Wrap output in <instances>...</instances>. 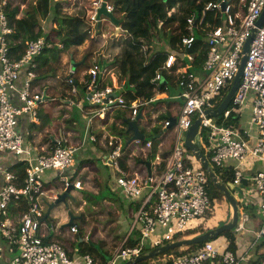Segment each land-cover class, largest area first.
Here are the masks:
<instances>
[{
    "label": "built area",
    "instance_id": "built-area-1",
    "mask_svg": "<svg viewBox=\"0 0 264 264\" xmlns=\"http://www.w3.org/2000/svg\"><path fill=\"white\" fill-rule=\"evenodd\" d=\"M104 3L107 11L114 13L115 8L109 2L99 0L94 3L91 20L98 25V10ZM6 6L7 1L0 0V176L3 179L0 191V261L9 251L16 253L11 264H74L61 243L46 241L49 231H56L53 225L43 219L46 204L54 202L59 193L55 188H47L44 175L51 170L61 174L74 170L75 149L59 143L49 154L34 157L18 130L20 117L30 115L35 119L39 106L45 102L44 95L36 89L34 81L37 77L36 59L50 46V39L31 41L20 61L11 60L8 37L12 35L13 29L4 13ZM263 11L264 0H214L205 6L201 14H194L187 20L189 35L182 38L180 50L176 52L182 57L173 52L164 54L167 59L152 81V85L157 88L163 87L161 84L165 73L174 75L176 87L180 90L178 98L183 101L176 125L172 127L171 121L162 123L165 130L171 129L173 132L171 135L164 133L161 139V136L157 138L158 152L154 160L158 163L149 171L145 162H135L136 167L128 172L121 167L124 154L121 146L114 147L107 158L112 168L119 173L116 182L121 194L129 202L139 205L130 232L139 229L140 241L131 248L122 246L105 262L85 255V264H123L144 254L148 248L173 243L176 235L201 224L210 206L208 174L194 157L188 155L185 147L186 132L197 118L201 119L199 147H204L207 154L211 153L215 167L232 169V184L235 187H241L246 179L247 162L264 163V25L257 28ZM210 13L216 14V19L220 17L218 25L211 26L207 21ZM103 19L100 20L101 25ZM254 30L255 38L251 42L243 75L230 107L219 117L208 116L207 111L215 110V103L231 88L243 58V48ZM198 32L203 34L208 48L201 68L195 66L196 57L192 55ZM145 49L153 50L154 45H144ZM25 68L26 80L23 89L18 91L17 83ZM100 68V65L95 64L87 71L89 80L86 85L91 104L97 108L96 116L127 109L131 112L129 121L135 122L141 114L140 109L146 104L128 102L124 95L116 93L114 87L105 85L102 78L99 79L104 76L105 70L101 72ZM74 74L75 71L71 69L70 85L75 84ZM72 88L75 93L76 89ZM12 91H18L21 107L12 104ZM248 105L251 106V128H244L240 124L239 127L232 126L231 117L236 115L239 118ZM168 141L172 144L171 152L163 160L161 151L167 147ZM144 142L135 141L138 156L147 161L153 141ZM2 153H13L18 159L17 164H27L23 180L10 169L3 170ZM60 177L63 191L72 186L75 190H82L81 182H73L65 175ZM248 180L263 199L260 205L263 220L256 232L255 246L264 238V170L255 172ZM249 221V214L240 210L236 231L245 230ZM159 229H162V234H159ZM69 233L78 236L80 230L72 225ZM166 257L172 264H247L249 253L236 254L213 241L207 242L192 255ZM167 259H164L165 262ZM259 264H264V261Z\"/></svg>",
    "mask_w": 264,
    "mask_h": 264
},
{
    "label": "crops",
    "instance_id": "crops-1",
    "mask_svg": "<svg viewBox=\"0 0 264 264\" xmlns=\"http://www.w3.org/2000/svg\"><path fill=\"white\" fill-rule=\"evenodd\" d=\"M83 1V0H82ZM82 3V2H81ZM179 12V7H174L171 11H169L168 16L176 15ZM199 14V13H195ZM105 18V17H104ZM120 18V17H119ZM103 19V18H102ZM103 23H108L107 29L109 31L104 32L106 30L101 29V37L103 39V43L101 46L99 44L91 45V50L89 53L92 55L89 59L90 68L96 64L99 60L98 56L101 55V52L104 51V59L100 60L98 65H104L105 74L101 77L103 83L105 85L112 86L116 89V93L119 95H124L128 98V95L132 97L131 101L136 102H144L146 105L140 109V120L138 122L139 131L144 135L142 128L145 129L147 132L152 131L157 125H161L163 128V122H158L157 118L160 114H163L167 111L168 107L167 104H163L162 106L156 105L159 101H166L171 104L172 110V117L171 119H176L180 108L183 105V101L178 98L180 95V90L178 95H170L171 91L174 89L175 84V76L172 74H167L168 77H174L173 80L166 81V83L162 84L163 87H156L152 85V81L154 78L151 79V89L147 88V93H154V97L146 100L141 98L139 95L138 86L134 85L132 82L130 86H128L129 79L124 78L122 80L119 79V69L114 67L113 65V56L117 53L119 46H122V43L119 42L118 38L122 37V33L120 32V27L118 21L112 22L109 19H103ZM118 20V17H117ZM112 22L113 24H111ZM162 26V25H161ZM112 30L113 33L110 31ZM201 38V37H200ZM113 39V40H112ZM198 39V37H197ZM204 39V38H203ZM57 39L54 40V42ZM89 42H86L87 44ZM119 43V44H116ZM205 43V42H204ZM84 44V45H85ZM83 45V46H84ZM149 45V44H148ZM81 46V47H83ZM156 46V44H155ZM80 47V48H81ZM94 47V50H93ZM163 48V45L159 47V49ZM164 51H158L159 49H153L145 51L142 48V53L144 55V65L143 67H138L139 72L142 75V80L147 81V76L149 72L144 71L146 67L152 63L153 59L159 54H168L172 51L169 50L168 47H164ZM79 49V48H78ZM39 58V57H38ZM38 58L36 59V64L38 69ZM86 58H82L81 60H72L70 62H65L64 57L60 59L56 66L55 73L50 72L49 75L45 76V78L36 77L34 81V85L36 89L42 93L45 97V102L41 104L37 110V116L33 119L30 115H23L19 119V133L23 136L25 141V146L32 151V155L34 157L47 155L49 154L52 149L55 148L56 145L59 143L66 144L75 149L74 153V162H75V169L74 170H67L63 174L59 171H48L44 175V182L48 189H56L57 192L62 190V179L61 175H65L66 177H70L73 182H81L82 183V190L83 192H90L99 194L102 188L108 187L111 188L116 194L118 193L119 196V203L117 204L119 208L118 214H113L112 222H115L116 228L113 229L117 243L122 241L123 243L130 237L131 228H132V221L133 217L136 213V205L129 202L122 194L117 185V178L119 177V173L114 170L109 162L108 154L110 151L114 149V147H122V152L124 153V147L126 148H133L132 154L127 162V171L132 172L134 167H136L135 160L136 157L139 155V150L137 149L136 143H130L134 134L128 131V124L130 121L124 122L125 119L129 120L131 112L127 109H117L108 112L105 116H96L97 108L91 104L90 101V92L87 89V81L89 76L87 75V71L90 68L84 67V63ZM117 61H121V57L118 56ZM73 69L75 74L73 79H77L78 82H75L76 92H73V88H70L69 84V73ZM46 70L49 69L46 67ZM160 70V69H159ZM157 70V71H159ZM156 71V72H157ZM27 76V68H25L21 72L20 79L17 83V89L22 90L25 80ZM131 80V78H130ZM174 82V83H173ZM174 84V85H173ZM81 89V91H80ZM18 91H12L10 93V99L13 105L21 107L22 103L19 99ZM170 95V97H169ZM85 96L88 97L90 101V106H86L84 104ZM156 107L155 110L152 111ZM76 109L80 112V114L84 117L85 123L81 125L78 120L72 116L73 110ZM121 110L125 114V118H120L118 116L117 111ZM250 117H251V106L248 107L243 111L241 116L239 117V123L244 128L250 127ZM171 119L169 121H171ZM85 127V128H84ZM115 128V129H113ZM251 128V127H250ZM173 130L168 129L165 130L163 128L162 133L159 135L163 138L164 133L166 135H171ZM123 133V134H122ZM126 134V135H124ZM165 135V136H166ZM145 136V135H144ZM157 136L156 138H158ZM93 137V139H91ZM146 137V136H145ZM167 138V136H166ZM146 139V138H145ZM167 147H171L169 145V141L166 142ZM1 162L3 170H9L17 164L18 159L13 153H2L1 154ZM150 163V169L153 168L158 162L157 160L146 161ZM145 162V163H146ZM102 167V168H101ZM245 176L247 181L246 189L251 185V181L248 180L252 177V174L255 172L264 170V163L257 162L254 163L253 161H249L245 164ZM95 183V185H94ZM84 185H86V189H84ZM3 187V179L0 176V191ZM58 188V189H57ZM245 189V191H246ZM97 191V192H95ZM244 191V196H245ZM50 203L46 204L45 206V214L47 213L48 206ZM97 204V202H91ZM109 204V203H108ZM80 213H82V206L78 209ZM54 215V211L51 213L50 217L48 218L47 222L50 225H53L54 231L48 234V238L46 241L49 242H59L62 243L65 250L67 251L68 256L74 264H85L84 256L80 254L78 251L79 248L76 245H73V242H77L79 237L72 235L69 233L68 226L71 217H74L73 225H76L79 230L80 226L79 223L84 219L83 229L85 232V236L81 239V243L88 244L91 242L95 243L96 246L100 249L99 252L109 253L108 249L105 248L106 244L102 241H99L95 236L97 234V228H94L93 231L88 230L85 228L88 225L89 217H85L84 215H72V216H64L62 222L60 223V227L57 228L53 223L50 222ZM122 221H125L126 224L123 228L119 227L120 217ZM229 216V215H228ZM226 215V219L228 218ZM250 216V215H249ZM224 218V219H225ZM223 219V220H224ZM56 221L55 219H52ZM110 222V221H109ZM255 222H257V216L253 214V218L250 216V221L246 224L245 230L235 231V244H234V252L236 254H241L244 252L249 253V259L247 264H253L254 262L258 261L259 258L264 255V238L261 239L255 246V239H256V232L258 230L255 229ZM227 221H222L217 226H222L227 224ZM262 223V221H261ZM215 227V228H217ZM214 229V228H213ZM94 231L95 234H94ZM81 232V230H80ZM162 229H159V234H162ZM61 236V239L58 237ZM93 236V237H92ZM119 238V239H118ZM93 239V241H92ZM122 239V240H120ZM74 240V241H73ZM85 240H89L86 242ZM216 244L222 245L224 247H230V243L226 240V238L222 237L218 240L214 241ZM75 244V243H74ZM16 253L7 251L6 255L4 256L3 260L0 261V264H11L12 259ZM89 255V254H86ZM92 256V255H91ZM111 256V255H110ZM92 257L95 259L99 258L98 254H94ZM109 258V257H107ZM106 258V259H107ZM101 261V260H100ZM165 264V261L164 263Z\"/></svg>",
    "mask_w": 264,
    "mask_h": 264
},
{
    "label": "trees",
    "instance_id": "trees-1",
    "mask_svg": "<svg viewBox=\"0 0 264 264\" xmlns=\"http://www.w3.org/2000/svg\"><path fill=\"white\" fill-rule=\"evenodd\" d=\"M6 1L7 6L4 8V13L7 16L9 26L13 29L12 35L8 37L9 56L11 60L20 61L23 58L28 48V44L31 41L40 38H46L49 40V36L52 32H55L57 34V40L55 42L49 41L50 46H48L44 50L43 54L37 60L38 69L36 70V74L38 79L45 78V76L49 75L50 72L55 73L56 66L61 59V55L64 52H68L72 49H78L83 46L86 42H92L93 45L99 44L98 46H101L103 43V39L101 37L102 25L99 26L98 23H94L91 20V17L94 12V3L99 0H83L82 5L73 11H69L68 9H66L63 1H57L54 4L52 3L53 0ZM72 1L73 0H68V2ZM106 1H108L114 6V15L118 14V20L116 17L115 18L116 21H118L120 27L119 30L123 34L121 38H118L121 39L119 40V42L122 43V46H119L117 53L112 58L114 62V67L119 69V79H129L128 86H130L131 82L134 85H137V90L139 91L140 97L149 100L154 97V93H147V88L151 89V79L155 77L156 71L162 68L165 60L167 59V56L159 54L153 59L149 67H146V69H144V71L149 72V75L147 76V81H144L142 80V75L138 70V67H143L144 65V55L142 53L143 46L148 44L155 45L156 40H158L159 42H163L166 46H168L170 51H179L182 38L189 35L187 20L195 13L201 14L205 6L214 0ZM23 4L26 5V9H24L25 11H23L22 13L21 7ZM176 6L179 7V12L176 15L168 16L169 11H171ZM215 15L216 14L214 13H210L207 15V21L212 24L211 26L219 24L220 17L217 16L216 19ZM44 21L49 22L48 28L44 26ZM197 37L198 39L192 50V55L196 57L195 66L197 68H201L204 63L208 48L204 43V39L202 38L203 34L198 32ZM60 45H62V48H60ZM106 49L104 51H106ZM104 51H102L101 55L98 56L99 60L96 62L97 65L100 60L104 59ZM91 56L92 55L90 53L85 55L86 61L83 65L84 67L90 68V64L88 61ZM118 56L121 57V61H117ZM46 67L49 69V71L46 70ZM99 79H101V77ZM173 79L174 77L167 78V74L165 75L166 81ZM74 81L78 82L77 79H74ZM73 86H75V84L70 86V88H72ZM230 89L231 88H228L225 94L215 103L214 107L216 109L224 102L226 96L230 92ZM126 99L128 100V102H130L132 100V97L128 95V98ZM163 104H167L168 109L165 113L160 114L158 116V122L169 121L172 117V106L170 103L166 101H159L156 105L162 106ZM153 110H155L156 112V107H154L152 111ZM117 114L118 116H120V118H125V114L121 110H118ZM239 120L240 119L236 115H233L231 117L230 124L234 127H239ZM127 121L129 120L125 119L124 122L126 123ZM142 131L146 136V140L144 143H147L150 140L153 141V148L147 156V161H152L154 160L158 152V139L156 137L162 133L163 128L161 125H157L150 132H147L143 128ZM169 145L172 147L171 142L169 143ZM171 147L165 148L163 151H161V156L163 160L168 158L171 152ZM132 150L133 148L124 147V154L123 158L121 159V167L126 171L127 162L132 154ZM201 151L207 157L208 161L210 162V166L213 172L218 177V179L223 184L232 183L234 178L232 169L230 168L222 170L220 168L215 167V165H213L211 161V153L207 154L204 147H201ZM187 153L192 158L194 157V155L190 151L187 150ZM135 161L136 163L146 162V160L142 156H138ZM196 162L199 164L197 160ZM162 165L165 166V163H163ZM26 168V163L19 162L10 170L16 173L23 180L25 177ZM207 190L210 196V206L205 215L204 220L197 228L176 235L172 242L190 240L202 234H205L210 230L205 227V224L207 221L214 218L217 206L226 203L230 207L224 194L221 193L214 186L209 176ZM90 202H94V198L90 197ZM238 206L240 210L244 209L243 211L245 213H248V205H242L238 201ZM136 207L138 209L139 205L136 204ZM252 208L253 207H251L250 210ZM83 225L84 219L79 223L81 230L80 234L78 235L79 239L77 242L73 240V245H76L78 243L77 246L79 248L78 251L80 252V254H89L92 256L94 254H98L100 260L102 262H105L106 258L110 257V255L105 252H99L98 249L100 248H98L96 244L93 243V239V242H91V244L81 243L80 240L83 239V237L85 236ZM95 232L96 231H94V234ZM58 237L61 239V236ZM222 237L226 238L228 243H230V247H228V249L234 252L235 231L224 233L219 238ZM139 241V229H135L131 233L130 237L126 240V242L122 244V246L125 249L131 248L137 245ZM205 244L206 243L201 245H193L184 248H178L173 251H170L165 255L160 256L159 258L162 259L165 256L170 255H173L176 258L182 256H189L198 252V250L202 249ZM152 249L154 248H148L144 253H148ZM263 261L264 255H262L259 260L254 262L253 264H259ZM140 264H150V261H146ZM165 264H172V261L167 259Z\"/></svg>",
    "mask_w": 264,
    "mask_h": 264
},
{
    "label": "rangeland",
    "instance_id": "rangeland-1",
    "mask_svg": "<svg viewBox=\"0 0 264 264\" xmlns=\"http://www.w3.org/2000/svg\"><path fill=\"white\" fill-rule=\"evenodd\" d=\"M57 1H63L65 8L68 9L69 11L75 10L76 8L81 6L83 3L82 0H73L72 2H68V0H53L52 3L54 4ZM169 1H174V0H169ZM21 8H22V13H23V11H25L24 9H26V5L23 4ZM115 17L117 18L118 14H115ZM110 23L113 24L112 22ZM43 24L46 28H48L49 22L44 21ZM107 26H108V23H103L102 29L106 30L104 32L109 31V29H107ZM110 31L113 33L112 30ZM49 39L50 41H54L55 39H57V34L55 32H52L51 35L49 36ZM91 45H93V43L89 42L79 49H72L68 52H64L61 55V58L63 56L65 59V62L67 63L70 62V59L74 61L75 59L81 60L82 58L85 57L86 54L89 53V51L91 50ZM161 45H163V48L159 49ZM164 47H168V46H166L163 42H159L158 40H156V46L154 45V49H159L158 51H164L165 49ZM93 50H94V47H93ZM178 94H179V88L174 86V89L171 91L170 95H178ZM84 104L86 106H90V101L88 100L87 96H85ZM71 115L74 116L81 125H84L85 119L78 110L74 109ZM86 187L87 186L84 185V189H86ZM233 194L242 205L249 206V210L247 212L252 218H253V214L257 216V222H255V229L259 230L261 227V221L263 220V216L260 214V205L263 199L257 193L253 183H251V185L246 189L245 196L240 195L237 191H233ZM119 196L120 195L118 193L116 194L111 188H108L105 186L102 188L99 194L90 193V192L86 193L80 190H74L71 193V198L67 200L69 207L65 204H60L58 207H56V209L54 210V215L52 217V219H55L56 221L51 219L50 222H53V223L62 222L64 216H69V217L72 215L80 216L82 214L85 217H89L88 225L85 228H87L90 231H93L94 228H97V234L95 237L99 241L103 240V242L106 244L105 248H107L110 255H112L113 253L117 252L123 244L122 241H119L117 243V240H116V237L113 231V229L116 228L115 226L116 223L112 222L114 215L110 214V213H115V214L120 213L119 208L117 206V204L120 201ZM90 197L94 198L97 204H94L93 206L90 202ZM81 206H82V213L78 211V209ZM251 207L253 208L250 210ZM241 210L243 211L244 209H241ZM226 215L227 216L229 215L227 219L225 218ZM120 218L121 219L119 221V227L123 228L126 222L122 221V218H123L122 216ZM231 219H232L231 208L226 203H224L223 205L217 206L216 214L214 218L207 221L205 224V227L207 229L212 230L213 228L217 227L220 224V222L222 221L230 222ZM54 225L57 228H59L61 224L57 223ZM164 259H167V257L165 256L162 259H160L159 257L152 259L150 260V264H163L165 261ZM97 260H100V259L98 258Z\"/></svg>",
    "mask_w": 264,
    "mask_h": 264
},
{
    "label": "water",
    "instance_id": "water-1",
    "mask_svg": "<svg viewBox=\"0 0 264 264\" xmlns=\"http://www.w3.org/2000/svg\"><path fill=\"white\" fill-rule=\"evenodd\" d=\"M223 7L225 8L226 5H223ZM97 16H98V20H99V26H100V23H101L100 20L102 17H105V18L111 20L112 22H115V23L117 22L115 15L113 13H110L107 11L105 3L98 10ZM263 25H264V11H263L259 21L257 22V28L259 29ZM255 34H256V30L253 31L251 37L246 42V44L243 48V58L241 60L240 66H239L238 73H237V75H236V77H235V79L231 85L230 92L226 96L224 102L217 109H215L213 111H207L206 114L208 116L219 117L225 110H227L230 107L232 99H233V97H234V95L238 89V86L240 84L241 77L243 75L244 66H245L246 61H247V54L249 52L251 42L255 38ZM173 54H175L176 56H178L180 58L182 57L181 54H178L176 52L175 53L173 52ZM100 67H101L100 71L103 72L104 65H100ZM163 83H166L165 79L163 80ZM140 118L141 117L139 116L135 122H130L128 124V131L132 132L134 134L130 143L135 142V141L144 142L146 140L145 139L146 137L139 131V128H138V121L140 120ZM171 122H172V127H174L176 125V119H171ZM200 124H201V119L197 118L195 120V122L193 123V125L190 127V129L186 132L185 147L188 151H190L194 155L195 159L199 162L202 169L206 171V173L208 174V176H209L210 180L212 181V183L214 184V186L221 193L224 194V196L227 199V201L230 205V208H231V212H232L231 221L228 222L227 224H224L222 226H219L217 228L209 230L205 234H202V235H200L194 239L177 241V242L166 244V245L158 247V248H154L150 252L144 253V254L140 255L139 257H136L132 260L125 262L124 264H140V263L158 258V257L165 255V254L169 253L170 251H173V250L178 249V248H184V247L193 246V245H201V244H204L207 242L216 241L222 234L227 233V232L236 231L238 229L239 220H240V208L238 206V200L234 196L233 191H237L240 195L244 196V190L246 189L247 181L244 180L241 187H235L232 183L223 184L222 182L219 181L218 177L213 172V170L210 166V162L208 161L207 157L203 154V152L201 151V148L199 147L198 140H199ZM145 165L148 168V170L150 171V163L146 162ZM74 190L75 189L72 186V187L68 188L66 191L59 192L57 194V199L54 202L49 204L47 213L45 214L43 221H47L48 218L50 217L51 213L60 204H65L69 207L67 200L71 198V193ZM68 207H67V209H68ZM73 223H74V217L72 216L68 226H72Z\"/></svg>",
    "mask_w": 264,
    "mask_h": 264
},
{
    "label": "clouds",
    "instance_id": "clouds-1",
    "mask_svg": "<svg viewBox=\"0 0 264 264\" xmlns=\"http://www.w3.org/2000/svg\"><path fill=\"white\" fill-rule=\"evenodd\" d=\"M106 1V0H105ZM114 14V13H113ZM102 19V18H101ZM101 25V24H100Z\"/></svg>",
    "mask_w": 264,
    "mask_h": 264
}]
</instances>
